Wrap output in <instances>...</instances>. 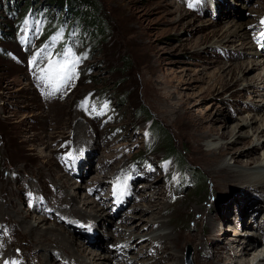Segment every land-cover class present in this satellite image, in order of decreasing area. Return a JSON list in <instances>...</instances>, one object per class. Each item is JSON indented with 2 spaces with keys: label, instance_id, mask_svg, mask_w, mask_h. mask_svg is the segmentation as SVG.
<instances>
[{
  "label": "rangeland",
  "instance_id": "1",
  "mask_svg": "<svg viewBox=\"0 0 264 264\" xmlns=\"http://www.w3.org/2000/svg\"><path fill=\"white\" fill-rule=\"evenodd\" d=\"M26 1L0 0V206L7 210L0 215V264H42L41 259L47 264H67L60 262V249L50 242L33 246L24 227L27 222L42 228L55 226L54 233L61 231L65 238H74L83 264L89 263L93 250L100 256L94 261L90 259L95 264H100L103 255L112 253L114 257L106 264H150L155 248L143 258L140 254L146 249L142 244L147 242L149 230L125 229L120 226L124 223H117L119 218L108 222L110 214L116 212L112 203L108 202L112 205L109 211H103L107 189L110 182L118 184V176L121 180L139 174L134 183L139 200H127L125 204L131 202L121 208L131 221L127 226L147 222L150 213L140 214V207H132L146 205L153 195L166 206L161 215L168 223L163 227L171 231L183 228L185 233H200L203 227L209 231L203 220L205 212L226 205L236 192L241 194L249 189L257 194V199L264 198V186L259 185L264 181V168L257 164L264 159V133L261 129L255 132L259 123L240 128V119L255 114L248 107L264 105V82L257 86L250 81L246 85L244 79L236 82L230 78L227 71L237 60H260L257 69L250 70L252 64L248 65L244 77L264 74V49L256 44L251 49L247 43L240 44V40L227 42L225 37L226 34L232 38L231 32L244 24L250 30V39L246 40L254 43V36L264 31V2L96 0L99 16L106 23L104 37L96 38L84 22L66 14L65 6L41 9L44 0H31L25 12ZM32 8L34 14L29 12ZM52 26L53 29H47ZM223 33L224 39H219L217 35ZM241 34L240 38H244ZM68 50L80 58L76 75L54 92L55 80L49 83L41 79V70L48 66L49 59L68 58L64 56ZM221 75L228 78L227 85H214ZM142 107L172 135L181 163L168 159L162 144L151 134L150 121ZM185 108L193 109L196 118L207 113L213 123L216 135L202 141L204 149L208 144L233 141L235 137L222 140L218 135L224 131L226 120L232 126L238 124L235 133L241 129L244 135L231 145V154L220 157L215 164H205L193 139L185 134L189 130L183 126L186 119H179ZM80 126L83 129L79 130ZM253 146L257 150L250 153L257 159L250 165L245 163L246 158L235 156L237 151ZM113 169H119L116 178L112 176ZM147 183L157 188L152 189ZM62 185L77 201L74 214L69 210L76 204L63 205L58 200L66 190L61 189ZM121 187L119 183L115 189L123 194ZM2 188L12 196V201L3 198ZM86 201L98 204L99 210L95 211L91 203L84 206ZM14 205L20 206L29 219L22 222L14 216ZM64 206L68 208L66 213ZM57 207L60 210H55ZM208 211L207 217H213V210ZM263 214L264 204L256 217L259 223ZM133 215L138 217L130 218ZM38 216L40 220L35 218ZM245 221L242 228L236 227L239 231H257L250 218ZM90 226L99 237L96 247L95 241L87 237L85 229ZM216 227L231 237L226 243H237L234 239L243 237L235 236L233 226L227 222L221 226L218 221ZM201 237L208 242L211 235L203 232ZM260 244L264 249V244ZM119 246L125 247L124 251H117ZM232 248L222 256L229 258L235 253ZM193 251L192 244L186 243L184 264H193ZM203 251L210 253L211 249ZM259 253L264 256L262 249ZM228 258L225 260L232 264ZM61 259L69 262L63 253ZM198 259L205 260L202 255ZM222 259L220 262L217 257L211 258L217 264H223Z\"/></svg>",
  "mask_w": 264,
  "mask_h": 264
},
{
  "label": "bare ground",
  "instance_id": "2",
  "mask_svg": "<svg viewBox=\"0 0 264 264\" xmlns=\"http://www.w3.org/2000/svg\"><path fill=\"white\" fill-rule=\"evenodd\" d=\"M230 1H232V0H230ZM260 1L264 2V0H260ZM233 2L234 1H232L231 3H233ZM217 4H219V3H217ZM222 10H224V9L222 8ZM252 12H254V11H252ZM254 13H257V12H254ZM255 19H257V18H255ZM253 21H255V20H253ZM252 22H250L249 25H251ZM239 30L243 31L241 33H244V35H245L244 38H240L242 34L239 32ZM253 32H254V29H253ZM249 34H250L249 27L245 26L244 24H239L236 27V29L233 32H231L232 38L231 37L228 38L229 36H226V34H225V37H227V39H226L227 42H230V41L235 42L236 40H240V44L247 43V45H249L251 49H253V47H255V44H256L257 48H259L260 50H263L264 49V42H261V39L259 38L260 36L259 35L254 36V43H253L252 41H248L250 39ZM217 37H219V39L221 38L223 40L224 39V33L221 35H217ZM246 39H248V40H246ZM223 46H224V44H223ZM253 54L254 55L258 54V51H253ZM259 61L251 60V62H248L246 59L237 60L234 64L232 63V65L230 67H228V70H227L228 75L230 76V78L233 77L234 79H236V82L244 79L243 81H246V85L253 82V84L256 83L257 86H260V85H262L261 83L264 82V74L257 72V74H253V76H251V78L244 77L245 76L244 75L245 70H249L248 65L252 64L250 66V70L253 68L257 69L258 65L260 64ZM217 83H221V84L226 86L228 83V78L226 79L225 76L221 75L220 77H218V81L214 82V85H216ZM181 104H182V106H184L183 103H181ZM182 106H180V107H182ZM263 107H264V105H262L259 108L256 107L255 109L252 107H248L251 111H254L255 114H253V116H247L246 118H244L242 120L240 119V121H241L240 122L241 123L240 128L243 129L245 127L252 126L253 123L254 124L259 123L257 126L254 127L255 132L260 131V129H261L260 132L264 133V113H263L264 110H263ZM193 111L194 110L191 108H188V109L185 108V110L180 112V114H179L180 116L178 115L179 119H183V118L186 119V121L183 122V126L185 128H188L189 130L185 134L187 135V137L189 136L190 138L193 139V142L196 145L197 152H199L202 155V156L201 155L200 156L203 158V161L205 162V164H207V165L208 164H211V165L215 164L218 161V159H220V157L224 156L225 154H231V152L233 151L231 145L237 141V138L241 137L244 134H243V132H240L241 129L237 130L235 133V130L237 127L236 125H238V124H236L235 126H232L234 124H229L228 121L226 120V122L224 124V131L221 132L220 135L217 134L219 136L218 138L225 140V139H228V137L229 138L235 137L234 140L233 141L232 140H226L223 143L218 142L214 145L208 144V145H206L208 148L204 149L203 145H202V141H204L205 139L207 140L208 138L215 136L216 135L215 128L213 127V123L211 122V120L209 118H207V116H208L207 113H202L199 117L196 118ZM217 113H219V112H217ZM81 129H83V127H81L79 130H81ZM257 136L258 135H256V137ZM215 140H217V138ZM253 140H252V142H254ZM212 141L214 142V140H212ZM255 150H257V146H253V147H251V149L246 150V151H244V150L237 151L236 152L237 155H235V156H239L241 158H246L247 160L245 161V163L247 165H250L251 161H254L257 159L256 155H251V153H250V152H255ZM199 153H198V155H199ZM74 155H75V153H74ZM87 157H89V155ZM90 157H91V155H90ZM79 158H81V157H79ZM80 162L82 164L83 160L80 159ZM257 164H258L259 168H264V159H262ZM86 165H87L86 168H88V162ZM69 168L67 171L72 173V171ZM111 171L115 172V174L112 175L113 177H115L118 174L117 171H119V169L117 171L114 169ZM137 175H139V174L134 173L132 175L126 176V178L122 177L121 180H119L120 176H118V180H116V182L118 181V184L120 183L122 185L121 189L124 190L123 194H121L120 192H116L115 187H116V185H118L117 183L110 182L111 186H109V188L107 189L106 201L104 203H102V205L105 206V209L103 211H105V210L109 211L108 209L112 208V205L108 204V202L111 203L113 201V199H115L116 194H118L119 198L123 199V204L120 206L119 210H116V212L114 214H110L109 218L111 220L108 222H111L113 220L116 221L117 218H119L120 221L117 223H119V224L124 223V225L120 224V226L123 228L125 227V229L132 227L133 229H136L138 231L139 230H142V231L143 230L144 231L149 230L147 232V235H148L147 242L142 244V246H145L146 249L140 253L141 258L146 256L147 251H150L151 249L155 248V251L153 253V254H155V256L154 255L151 256V261H149L150 264H165V262H167L169 264H184L185 263V257H184V253H183V248H184L186 243H191L193 248H194L193 255L191 256L193 264H217V263H215V261L211 260V258H214V257H217V259L220 262H223L222 258H224L225 262L223 264H229L231 262L225 260L228 257H226V256L224 257L222 255L224 253H227L229 248H232V247L235 248V253L232 254L228 258L229 260L230 259L232 260V262H233L232 264H264V256L259 253V251L261 249H262V252L264 253V249L259 246L260 243L264 244V218H263V221L260 220V223L256 219L260 210H262V208H263L264 198L257 199L256 198L257 194H255L254 191L249 190V189L244 190V192L241 194L236 192V194L232 197V200L229 201L226 205H224V206L222 205V207H220V208L215 207L214 209L213 208L211 209V210H213V213L215 216L213 215V217L211 216L210 218H208L207 217L208 216V214H207L208 210L205 212L206 216H203V220L205 221L204 223L206 225H209V227H210L209 231L206 230L205 227H203L204 230L200 233H199V231H198V233H185L183 231V228L181 230H175V231L172 230L171 231V230H168V229L163 227L164 225H166L168 223V220H166V218L161 215L163 208L166 206L163 202H161V201L159 202L157 195H153L151 198H148L146 205L134 204L133 207L131 206L132 208L140 207V208H138L140 214H143L145 212L146 213L149 212L150 218L147 219V222L145 224H142L141 226L138 223H136L134 226H127L129 224V222H131V221L127 220V215H125V214L123 215L125 210H121V208L123 207L122 209H124L129 202H131L135 199L139 200L135 194L136 190L134 187V183L136 181H138ZM81 178H83V176ZM259 183H260L259 185L261 187L264 186V181H261ZM137 184H139V183H137ZM147 185H148V187H151L152 189L157 188V185L155 186L152 183H147ZM143 186L144 185H140L139 187H143ZM255 188H257V187H255ZM61 189L65 190L66 187L64 185H62ZM1 191H2V194L4 196V197L3 196L2 197L4 199L6 198V199H8V201H10V199H11V201L13 200L12 196H10L7 193V190L2 188ZM155 193L157 194L158 192H155ZM58 200L63 205H67V204L71 203V205L73 206V204H76V205H74V209H72L73 207L72 208L70 207L71 208L69 210L70 212L78 210L77 201L75 200V197L73 196V194L70 191L67 192V189L64 192V196H62ZM127 200H131V201H129V202H127V204H125ZM87 203L93 204L95 211L99 210L98 204H94L92 201L91 202L86 201V202H83V205L86 206ZM1 205L4 206V204H2V203H1ZM65 207L66 206H64L63 208L65 209ZM66 209H68V208H66ZM66 209L64 210L65 211L64 213H66V211H67ZM55 210H60V209L57 207ZM211 210L208 212L211 213L212 212ZM3 211L7 212L6 209L3 210V209H1V206H0V215L3 213ZM11 211L13 212L14 216H17V218H19V220L21 219L22 222L25 219H29L28 214L23 213L20 206L16 205L13 208V210H11ZM18 213L21 215H19ZM73 214H74V212H73ZM137 217L138 216L133 215L130 218H137ZM246 217H248L252 220L253 225H251V226L255 227L253 229H256L257 230L256 232H254L253 230H247V229H243V230L239 231L236 228V227L242 228V226L244 225L243 223L244 222L247 223V221H245ZM35 218H37V220L41 219V217H39V216L35 217ZM37 220H35V221H37ZM143 220H144V218L142 219V221ZM26 221H28V220H26ZM218 221L220 222L221 226L225 222L229 223L231 226H233L234 235L238 236V237L239 236H243V237L234 239V242L236 241L237 243L230 244L229 241L226 243V240H232V239H231V237L227 236V232H223V231L221 233L219 232V230L216 227V223ZM22 222H21V224H23ZM37 224H39V223H37ZM106 225H108V224L106 223ZM217 226H219V225H217ZM24 227L27 229V234L29 237H31L29 240L31 242L33 241V243H34L33 246H35V248L39 247V245L42 244V241L45 244H48L45 242V241H48L53 246H56V248L58 247V250L60 249V254H59V258H58L60 260V262H65L67 264H81L82 263L81 258H79L78 254L76 253V250H75V246L77 245V242L74 240V238H72L70 236L68 238H65V236L62 234L61 231L54 233L55 226L42 228L41 226L40 227L38 225L34 226L33 224H31V222H27L26 224H24ZM90 227L91 228L86 227V229H85V230L90 231V233L87 234V237H88V240L95 241L94 243H95V247H96V242L97 243L99 242V237H96V235H95L96 231L92 228L93 226H90ZM94 227H96V224H94ZM104 228L106 229L105 226H104ZM116 232H118V230ZM203 232H206L209 235H211V238L208 242H207V240L202 239L201 236L203 235ZM246 234L253 235V237L250 235L245 236ZM254 235H256V237L260 236V238H255ZM120 236H121V234H120ZM140 237L141 236H139V238ZM203 240H205V241H203ZM197 246H201L199 250L195 249ZM207 247H209L211 249L210 253L203 251V249H205ZM123 248H125V247L119 246V248H117V251H120V250L124 251ZM129 249H131V248H129ZM129 249H127V250H129ZM62 253H63V255H66L69 258L68 259L69 262L61 259ZM135 255H138V254H135ZM201 255H202L203 260L205 259L204 261H201L200 259H198L199 257H201ZM97 256L100 257L98 252L93 250V252L90 254V259L94 261V259L97 258ZM156 256H158V259H156L157 258ZM72 257H74V259H72ZM102 257L103 258H101V259L103 261L101 260V262L99 261V263L100 264H106V260H109L110 257H114V256L112 253V254H110V256L103 255ZM154 258H155V260H154ZM90 259H89L88 264H95L93 262L91 263ZM41 260H42V264H47V263H45V259H41ZM54 261H55V259H54ZM143 261H145V260H142L141 262H143ZM147 261H148V259H147ZM188 261L190 262V260H188V258H187V262ZM79 262H81V263H79ZM145 263L146 262H144L143 264H145Z\"/></svg>",
  "mask_w": 264,
  "mask_h": 264
},
{
  "label": "trees",
  "instance_id": "3",
  "mask_svg": "<svg viewBox=\"0 0 264 264\" xmlns=\"http://www.w3.org/2000/svg\"><path fill=\"white\" fill-rule=\"evenodd\" d=\"M31 0H27L24 3L23 11L31 6ZM66 9V14L70 13V16H75L78 20L84 22L85 26L90 28V31L96 36V38L104 37L106 29L105 21L99 16V4L96 0H44L41 3V9L47 8H62ZM33 8L30 9V13L34 14ZM40 13V17H41ZM49 26V24H47ZM53 29V26L47 28ZM71 30V29H70ZM144 116L150 121L149 128H151V134L154 135L155 140L160 142L167 152L168 159H174L178 163H181L182 159L179 154L174 150V142L172 135L164 128V126L157 120H155L149 111L145 108H141ZM183 165V164H182ZM184 166V165H183Z\"/></svg>",
  "mask_w": 264,
  "mask_h": 264
},
{
  "label": "snow or ice",
  "instance_id": "4",
  "mask_svg": "<svg viewBox=\"0 0 264 264\" xmlns=\"http://www.w3.org/2000/svg\"><path fill=\"white\" fill-rule=\"evenodd\" d=\"M191 6V5H190ZM261 24L264 25V18L261 19ZM260 39H264V31L260 33ZM66 59L48 61V66L41 71L44 73L40 78L51 83L55 80L56 87L53 91H59L61 85L68 84L76 75V64L79 62V57H74L71 50L64 53ZM87 102L85 101V104ZM107 108V105H104ZM82 154V153H81ZM71 156V153H69Z\"/></svg>",
  "mask_w": 264,
  "mask_h": 264
},
{
  "label": "water",
  "instance_id": "5",
  "mask_svg": "<svg viewBox=\"0 0 264 264\" xmlns=\"http://www.w3.org/2000/svg\"><path fill=\"white\" fill-rule=\"evenodd\" d=\"M189 256H190V248L188 246L187 247V252H186V257L188 258V260H189ZM188 263H189V261H188Z\"/></svg>",
  "mask_w": 264,
  "mask_h": 264
}]
</instances>
